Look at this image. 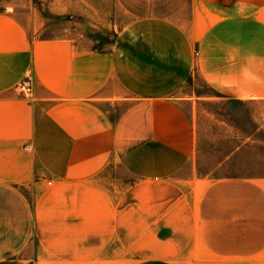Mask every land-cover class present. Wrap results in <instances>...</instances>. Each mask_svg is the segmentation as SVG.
I'll list each match as a JSON object with an SVG mask.
<instances>
[{
  "label": "crops",
  "instance_id": "0c3cea01",
  "mask_svg": "<svg viewBox=\"0 0 264 264\" xmlns=\"http://www.w3.org/2000/svg\"><path fill=\"white\" fill-rule=\"evenodd\" d=\"M44 1L115 34L37 38L0 10V264H264V176L193 166L196 77L264 101V0Z\"/></svg>",
  "mask_w": 264,
  "mask_h": 264
},
{
  "label": "rangeland",
  "instance_id": "374dc122",
  "mask_svg": "<svg viewBox=\"0 0 264 264\" xmlns=\"http://www.w3.org/2000/svg\"><path fill=\"white\" fill-rule=\"evenodd\" d=\"M0 10H13L25 23L31 19L37 38L68 37L99 48L106 46L115 34L113 28L101 30L95 26L91 17L56 14L44 0H0ZM195 94L200 96L193 114L196 176H264V101L219 99L197 77ZM136 253L126 259L110 258L109 262L101 259L100 264H141L145 258L134 256Z\"/></svg>",
  "mask_w": 264,
  "mask_h": 264
},
{
  "label": "built area",
  "instance_id": "2783aa9c",
  "mask_svg": "<svg viewBox=\"0 0 264 264\" xmlns=\"http://www.w3.org/2000/svg\"><path fill=\"white\" fill-rule=\"evenodd\" d=\"M15 91H17L18 93L22 94L25 97H30L31 95V84L30 81L28 79L20 82L18 85L15 86Z\"/></svg>",
  "mask_w": 264,
  "mask_h": 264
}]
</instances>
